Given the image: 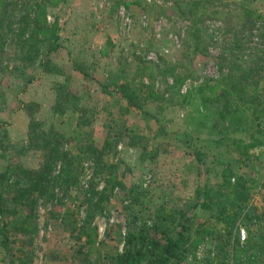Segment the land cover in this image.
Returning <instances> with one entry per match:
<instances>
[{
	"label": "rangeland",
	"instance_id": "374dc122",
	"mask_svg": "<svg viewBox=\"0 0 264 264\" xmlns=\"http://www.w3.org/2000/svg\"><path fill=\"white\" fill-rule=\"evenodd\" d=\"M125 2L134 3L126 7ZM213 5L218 13L208 12L199 21L205 34L196 48L184 4L174 7L172 0H61L47 13L49 22L58 20L62 41L60 50L52 55L57 69L48 73H40L35 64L27 66L19 43L9 35L0 57V122L4 123L0 124V178L10 163L38 165V155L22 154L20 147L34 118L39 125L50 123L66 129L63 147L81 158V187L68 192L58 187L52 197L38 198L35 231L25 234L9 229L8 238L0 240V264H11L10 256L22 246L32 250L31 264H94L92 255H76L71 247L64 214L70 208L77 213V221L84 219L87 210L94 209L86 199L91 186L100 191L108 176L116 177L115 185H108V198L96 206L92 220L103 254L119 251L127 222L134 216L137 223L149 219L153 207L161 202L187 212L194 222L205 219L207 213L194 204L197 187L221 179L215 156L229 161L232 181L241 176L249 188L250 204L262 209L264 149L255 148L248 158L240 157L224 137L229 117L220 118L221 101L203 107L196 95L182 99L198 84L221 79L236 64L247 66L250 58L244 60L252 47L260 50L264 66V18L249 32L240 13L243 6L264 17V1L216 0ZM225 27L230 28L229 34L224 33ZM234 32L249 49L234 47ZM107 39L113 46L107 55H101ZM255 61L259 63V58ZM171 64L185 74L179 85L166 71ZM32 70L36 79L21 91ZM114 78L126 80L137 90L135 104L102 90ZM65 80L77 96V109L69 110L79 117V129L68 113L53 114L55 85ZM148 83L161 97L148 96L144 87ZM20 100L39 106L32 118L19 109ZM102 146L106 148L104 177L97 180L93 159L84 157L83 151ZM198 151L203 152L202 161L197 159ZM239 237L242 242L246 239L245 227H240ZM211 247L208 242L206 248ZM203 250L199 249L196 259ZM196 259L182 264H201Z\"/></svg>",
	"mask_w": 264,
	"mask_h": 264
},
{
	"label": "trees",
	"instance_id": "16d2710c",
	"mask_svg": "<svg viewBox=\"0 0 264 264\" xmlns=\"http://www.w3.org/2000/svg\"><path fill=\"white\" fill-rule=\"evenodd\" d=\"M60 1L0 0V57L9 35L13 34L12 38L19 43L22 60L27 66L35 64L40 73L56 70L52 55L61 48L60 25L56 19L49 22L47 13L48 8L57 6ZM214 1L172 0L174 7H181L182 4L187 7V16L193 27L190 36L196 41V48L199 38L205 34L199 21L208 12L218 13ZM132 3L125 2L124 5L128 7ZM240 13L249 32L256 29L255 26L264 18L262 14L243 6H240ZM224 30L225 34L230 33V28L225 27ZM232 37L235 48H242L243 51L249 49L244 48L245 41H240L236 32ZM112 46L113 42L107 39L100 54L107 55ZM253 49L258 48L248 50V58L244 60L246 62L250 58L247 66L240 62L221 79L200 83L182 95L183 100L196 95L203 107L221 101L219 116L229 117L224 137L230 140L232 150L243 158H248L252 149H264V66L260 64V50ZM256 58H259V63L255 61ZM166 71L176 85L185 77V74L177 71L175 64L168 66ZM32 73L33 70L24 79L21 91L36 79ZM114 79L101 86L102 90L109 95L117 93L127 103L135 104L137 90H133L126 80ZM144 87L152 99L161 97L153 90L151 83ZM55 90L53 114L61 116L68 113V118L77 120L79 129V117L69 110L77 109V96L72 93L70 84L67 80L58 82ZM19 103V109L26 110L30 118L33 111L39 108L35 102L25 103L20 100ZM33 119L28 124L27 138L20 147L22 154L38 155V165L28 167L20 162L10 163L0 178L1 241L8 238L9 229L25 234L35 231V205L38 198L52 197L58 187L66 192L72 187H81V158L79 154L73 157L63 147L62 137L66 135V129L56 128L50 123L39 125ZM218 142L222 144L223 140ZM105 152V146L100 149L87 147L83 151L84 157L93 159L94 177L97 180L104 177ZM196 156L198 161H202L203 152H196ZM215 157V165L221 168V179L216 184L197 187L194 204V207L207 213L205 219L194 222L187 212L168 208L161 202L153 207L149 219L137 223V216H134L131 222H127L122 247L114 253L101 252L97 226L92 220L96 206L108 198V185H115L116 177L105 178L107 185L98 192L92 185L88 192L90 196L86 199L94 209L87 210L81 221L76 220L77 213L70 208L64 214L69 221L64 229L73 241L74 246L71 247H74L76 255H92L94 264H182L188 259H196L199 249L204 248V254L197 258L199 260L196 259L201 264H264V205L259 209L250 204L249 188L242 177L237 176L232 181L234 174L229 161L221 155ZM240 227L247 230L243 242L239 237ZM15 238L18 240V236ZM208 242L212 243V247L207 249ZM17 251L9 258L11 264L32 263V250L25 251L22 246Z\"/></svg>",
	"mask_w": 264,
	"mask_h": 264
},
{
	"label": "built area",
	"instance_id": "2783aa9c",
	"mask_svg": "<svg viewBox=\"0 0 264 264\" xmlns=\"http://www.w3.org/2000/svg\"><path fill=\"white\" fill-rule=\"evenodd\" d=\"M242 236H244V235L242 234Z\"/></svg>",
	"mask_w": 264,
	"mask_h": 264
}]
</instances>
